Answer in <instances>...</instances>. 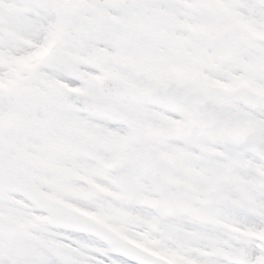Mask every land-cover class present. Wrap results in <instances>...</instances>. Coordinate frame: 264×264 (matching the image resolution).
<instances>
[{"label": "snow or ice", "instance_id": "6c2138e0", "mask_svg": "<svg viewBox=\"0 0 264 264\" xmlns=\"http://www.w3.org/2000/svg\"><path fill=\"white\" fill-rule=\"evenodd\" d=\"M0 264H264V0H0Z\"/></svg>", "mask_w": 264, "mask_h": 264}]
</instances>
